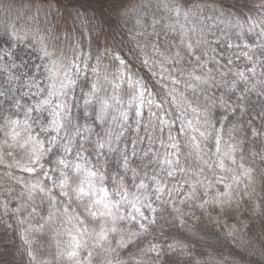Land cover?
Instances as JSON below:
<instances>
[{"label":"trees","instance_id":"obj_1","mask_svg":"<svg viewBox=\"0 0 264 264\" xmlns=\"http://www.w3.org/2000/svg\"><path fill=\"white\" fill-rule=\"evenodd\" d=\"M17 1V21L0 25V90H33L4 118L51 151L47 177L0 153V264H87L69 256L71 227L89 222L80 201L104 197L101 176L97 218L128 264H264V0ZM62 82L66 109L40 114L37 95ZM90 170L94 195L77 199L73 181Z\"/></svg>","mask_w":264,"mask_h":264},{"label":"rangeland","instance_id":"obj_2","mask_svg":"<svg viewBox=\"0 0 264 264\" xmlns=\"http://www.w3.org/2000/svg\"><path fill=\"white\" fill-rule=\"evenodd\" d=\"M4 0H0V25L3 26L4 23L12 27L15 23L14 19L17 21V18L15 14H19L20 10L24 9L25 2H18L17 0H12L11 3L5 4L3 2ZM153 0H143L142 2H150ZM166 0H160L161 10H168L166 4ZM15 11H13V6H15ZM10 5V6H9ZM8 7L10 9H8ZM173 11V12H172ZM172 12V19L175 17V8L171 9ZM168 13V12H167ZM165 15V16H164ZM159 16L162 17V19H166L168 22H170L171 18L160 12ZM7 20L5 22V19ZM56 65V63H55ZM54 68V67H53ZM60 72L62 74H66L68 71L62 70L61 68L56 69V74L59 75ZM123 77L128 75V72L125 70L124 74L123 71L121 72ZM66 81V80H64ZM48 85L42 86V88L46 87ZM49 86H53V84H49ZM68 86L65 84V82L60 83L59 85H55L52 89L46 90L42 89L41 92L37 95L38 99L35 102H39L41 104H44V107L40 110V114H50L52 112H55L53 110L54 106H57V108L60 109H66V104H68V100H66V95L68 93ZM137 87V84L135 86ZM14 90L12 89H1L0 90V129L2 128V135H0V153L7 154L8 156L13 157L14 165H21L22 167L30 166V162L28 160L27 153L30 149V145H25L24 147H20V144H23L25 139H22V132L21 131H14L13 128L15 126H12L9 121L12 119H6L4 118L5 115H8V118L11 115H15L16 111H19L20 108H22L21 99L19 97V94H26L30 93L33 89L29 86L27 87H21L20 90ZM68 97V96H67ZM47 101V103H45ZM55 101V104L53 102ZM53 104V105H52ZM51 108V109H49ZM18 121V118H17ZM7 122V123H6ZM4 123L8 124L5 125ZM4 124V125H2ZM11 125V127H9ZM6 128L8 130L6 131ZM6 131V132H5ZM9 133V134H7ZM18 133L19 135L16 136L15 134ZM6 156V158H8ZM8 160V159H7ZM71 188L72 189H75ZM96 196V194H95ZM72 198V197H71ZM97 199H100L99 197ZM96 200V199H95ZM94 200H86V201H80L81 202V208H86L87 211L89 208L91 210H100L101 212L104 209V202L98 205L93 204ZM91 204V207H89V204ZM85 209V210H86ZM107 214V213H106ZM106 216V215H104ZM85 220L89 222L85 223L84 227L79 225V222L75 224L76 226L71 227V231L73 232V235H71V245L73 248L72 252H75V257L80 260V263H87V264H128L129 257H123L120 249L114 242V239L112 237L113 229H115L114 225H112L114 228H112L109 223H106V218L98 219L96 217L92 216H85ZM108 225V226H107ZM103 233L106 237L105 239H100V234ZM44 236L42 240L47 243V239ZM117 244L124 245V240L121 239L120 243ZM90 255H94L96 257L95 262L92 261V258Z\"/></svg>","mask_w":264,"mask_h":264},{"label":"snow or ice","instance_id":"obj_3","mask_svg":"<svg viewBox=\"0 0 264 264\" xmlns=\"http://www.w3.org/2000/svg\"><path fill=\"white\" fill-rule=\"evenodd\" d=\"M182 44L185 45V50L186 52L191 55L192 54V50H193V46H192V43L190 42H186L185 40L182 39L181 41ZM199 43V42H197ZM229 47H231V45H229ZM243 55L247 56V53H243ZM174 59L177 60V63H179V58H180V52H176L175 53V56L173 57ZM249 59H251L249 57ZM121 63H123V61H121ZM145 63H147V61H145ZM227 63L231 64L232 61L231 60H228ZM190 79L193 80V81H196L198 83L200 82H203V83H206L207 81L204 80L202 78V76H197L195 75L194 73H189L188 74ZM238 76L239 79L241 80H247L248 77H246L244 75L243 72H240V73H237L236 74ZM191 86V85H189ZM142 95V94H141ZM230 99V97H229ZM245 98L244 96H240L238 97V100L240 101H243ZM45 103H47V101H45ZM220 106L227 109L228 107H230V105L228 104V101L227 100H224V99H221L220 101ZM240 105L237 104V107H239ZM44 107V104H41L37 107V111L41 110L42 108ZM206 112H210L209 109H205ZM227 117H225L226 119ZM207 122V121H206ZM50 126L53 128V130L55 131H58L59 128L63 127L64 125H62L58 120L56 119H53L51 122H50ZM27 131V129H25ZM41 131H47V129L45 128H42ZM16 136H18L19 134L16 133L15 134ZM201 135H204L203 133H201ZM55 140L54 138L50 141V143H54ZM219 144V141H217V145ZM25 145H30V149L27 153V156H28V160L30 162V166L28 167H24L22 168V171H25V172H29V173H36L37 171H39L42 175L44 176H48V173L46 171H43V164L40 163V161L43 159V157L47 154V152L51 151V148H48V149H43V141L37 139V138H33L31 137V135H29V137L24 141L23 144H20V147H24ZM105 147V145L103 143L99 144V148L103 149ZM71 149L70 148H65V152H68L70 151ZM235 147H232L230 146L229 148V152L228 153H225L226 156H229L230 157V152L232 151H235ZM59 165H63L65 168H67L69 165L65 162V160L61 159L57 162ZM233 163H235V161H233ZM123 166L125 168L128 167V157L127 156H124L123 157ZM77 169H79V166L76 165L75 166ZM169 175H171V173H169ZM242 175L244 176H247L249 175L248 171H244L242 173ZM61 176L63 177L62 179H59V183L57 184L56 182H54L53 186L56 187L58 186L59 188L61 189H64L67 184H68V180H69V177L65 174V173H61ZM97 176V172L96 171H89V175L88 177H86L84 180H79L78 178L76 180L73 181V183H76L77 184V187L75 189H72V194H74L76 196L77 199H83L84 197L86 196H89V195H94V193H92V188L94 187L93 186V183H92V179L91 177H96ZM100 180H101V187L99 189L100 192L104 193V197L102 199H96L93 201V204L94 205H98V204H101L103 203V200L107 198V190L103 187V184H102V180H103V177L101 176L100 177ZM87 184L89 186V189L88 191H85V188H84V185ZM142 186V185H141ZM35 187V186H34ZM40 191H44L43 188L40 189ZM117 195H121V198L123 199V189H119L117 190L116 192ZM61 195H64V196H68L70 195V193L68 191H62L61 192ZM104 208H108V204L107 203H104ZM89 211V214L92 216V217H96L97 216V212L96 211H92L91 208L88 209ZM137 212H139V209H136ZM101 216L104 215L103 212L100 213ZM133 219H135V217H133ZM144 225H141V228H143ZM115 229H113L114 231ZM106 237L104 236L103 233L100 234V239L103 240L105 239ZM123 246V244H122ZM151 250H155V246H153ZM69 256H75V252H70L69 253Z\"/></svg>","mask_w":264,"mask_h":264}]
</instances>
